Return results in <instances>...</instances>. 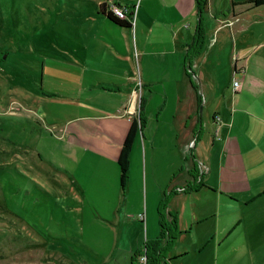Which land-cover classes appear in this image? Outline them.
Instances as JSON below:
<instances>
[{
  "label": "crops",
  "instance_id": "crops-1",
  "mask_svg": "<svg viewBox=\"0 0 264 264\" xmlns=\"http://www.w3.org/2000/svg\"><path fill=\"white\" fill-rule=\"evenodd\" d=\"M102 1L129 6L130 25H117L99 12ZM94 5L91 34L99 47L64 53L65 88L58 90L53 81L39 85L28 116L38 126L37 159L49 168L46 180L56 185L36 177L30 182L42 188L43 200H62L63 221L76 230L77 242L85 245V227L108 230L111 241L123 231L142 242L155 237L164 192L165 218L175 213L178 229L188 234L221 208L244 209L264 198V4L206 0L204 45L188 63L183 44L197 21L195 0ZM240 67L242 72L234 71ZM234 76L241 81L236 92ZM138 83L136 108L142 97L145 120L134 136L121 191L116 158L136 115L125 110ZM194 171L197 178L202 174V185L184 192ZM211 235L218 240L220 234ZM186 253L168 252L167 262Z\"/></svg>",
  "mask_w": 264,
  "mask_h": 264
},
{
  "label": "rangeland",
  "instance_id": "rangeland-1",
  "mask_svg": "<svg viewBox=\"0 0 264 264\" xmlns=\"http://www.w3.org/2000/svg\"><path fill=\"white\" fill-rule=\"evenodd\" d=\"M95 2L0 0V264H130L142 243L125 231L111 241L108 230L85 227L86 243L80 245L76 230L63 221L62 200H43L42 188L30 182L36 177L56 185L46 180L49 168L37 159L42 157L34 140L38 126L28 119L30 99L47 81L65 88L64 53L99 47L91 34ZM178 230L169 253H187L166 264H264V198L244 209L221 208L191 234ZM140 234L145 237L143 228Z\"/></svg>",
  "mask_w": 264,
  "mask_h": 264
},
{
  "label": "trees",
  "instance_id": "trees-1",
  "mask_svg": "<svg viewBox=\"0 0 264 264\" xmlns=\"http://www.w3.org/2000/svg\"><path fill=\"white\" fill-rule=\"evenodd\" d=\"M245 2H251L252 5L257 6L264 4V0H245ZM119 4V2H116ZM206 0H195L197 21L193 29L191 39L183 44L184 47V58L188 63L190 59L197 55L203 48L204 45V28L202 24V10ZM106 1H102L98 4V11L103 13L109 20L120 26L130 25L129 20L120 19L106 10ZM125 5V4H124ZM127 14L130 16L132 10L129 6L125 5ZM143 98L140 97L138 101L137 112L135 116L130 119L127 131L121 141L119 151L117 154L116 162L118 165V181L120 190L123 191L128 178V167H129V154L132 147V142L137 130H140L144 124V114L142 112ZM195 139V138H194ZM197 171L192 173L194 181L187 183L184 192H189L198 189L202 182L199 175L197 178ZM197 179V180H196ZM167 192H164L162 198L159 200L156 211L158 213V233L153 238L145 239L139 246H137L130 256V264H135V260L139 255L144 256V260L141 264H166L168 257L167 254L171 249L173 241L175 240L179 230L176 224V214L167 212L168 219L165 218L164 208L168 199Z\"/></svg>",
  "mask_w": 264,
  "mask_h": 264
},
{
  "label": "built area",
  "instance_id": "built-area-1",
  "mask_svg": "<svg viewBox=\"0 0 264 264\" xmlns=\"http://www.w3.org/2000/svg\"><path fill=\"white\" fill-rule=\"evenodd\" d=\"M106 10L108 12H110V14H112L113 16L117 17V18H120V19H127L129 20V22H131L133 20V13L129 16L127 14V9L125 7L124 4H121V3H116V2H109L107 5H106ZM235 72H238V71H243V68L240 67V68H237L236 70L234 69ZM138 86H139V83L137 84V87L134 88L132 90V95H131V100H132V103L126 108L125 112L129 115L133 114V113H136L137 112V108H136V101H137V98H138V93H137V89H138ZM241 86V81L238 77H232L231 79V89L233 92H236L239 90ZM217 133V128L215 127L213 133ZM194 144V137H192V139H190V141L188 142V147H191L192 145ZM204 171V168L202 165L199 166V172H203ZM179 190H181L182 188H179ZM139 261L140 262H143L144 260V256L141 254L139 255L138 257Z\"/></svg>",
  "mask_w": 264,
  "mask_h": 264
}]
</instances>
